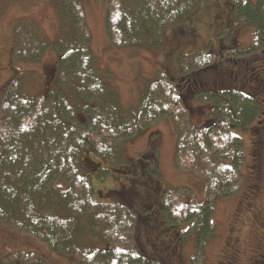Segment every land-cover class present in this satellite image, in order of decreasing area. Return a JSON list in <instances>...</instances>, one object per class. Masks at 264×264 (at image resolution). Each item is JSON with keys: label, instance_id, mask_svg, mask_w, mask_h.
<instances>
[{"label": "trees", "instance_id": "1", "mask_svg": "<svg viewBox=\"0 0 264 264\" xmlns=\"http://www.w3.org/2000/svg\"><path fill=\"white\" fill-rule=\"evenodd\" d=\"M199 1L108 0L110 47L165 46L167 26L183 23ZM227 2V25L255 28L248 47L237 50L234 43L227 45L233 53L229 56L242 58L264 51V0ZM55 3L60 20L55 39L39 38L40 25L35 21L28 25L29 34L22 25L15 28L17 58H29L23 53L29 47L36 50L29 58L33 60H39L40 52L52 49L57 63L43 93L35 97L14 95L12 83L0 101V219L36 236L63 256L74 257L78 264H169L166 253L151 254L138 247L139 231L143 228L144 234L158 233L166 238L179 224L187 222L197 230L199 241L198 255L190 264H201L196 260L203 257L206 243L215 235L212 196L232 195L245 165L243 142L235 130L258 123L262 103L237 84L198 87L194 97L207 111L204 121L195 125L181 82L169 73H160L147 82L137 106L123 109L116 91L98 72L93 34L82 0ZM37 38L40 44L35 42ZM216 52L211 48L200 50L196 66L182 71L183 78L190 71L210 68ZM257 71L255 67L249 73L257 77ZM170 115L178 127L177 168L185 170V163L204 172L205 166L213 168L205 172L210 199L197 203L200 209L190 202L185 206V218L180 216L184 194L177 195L179 189L160 194L152 189L145 171L138 172L140 177L133 171L128 179L119 177L124 173L119 165L127 162L122 150L124 141ZM153 154L142 153L139 157L148 159ZM93 156L100 160V166L92 176L84 162ZM108 172L123 184L128 180V184L108 187L106 196L98 197L95 177L99 182L108 181ZM151 172L159 173L158 163L151 165ZM176 197L182 205L176 203ZM167 253L174 256L171 251ZM2 260L45 264L37 253L24 251Z\"/></svg>", "mask_w": 264, "mask_h": 264}, {"label": "rangeland", "instance_id": "2", "mask_svg": "<svg viewBox=\"0 0 264 264\" xmlns=\"http://www.w3.org/2000/svg\"><path fill=\"white\" fill-rule=\"evenodd\" d=\"M227 1L200 0L183 23L167 26L163 47L144 45L137 49H124L110 47L106 25L108 0H82L87 23L93 34L92 47L97 57L98 72L116 91L123 109L137 106L147 82L159 77L160 73H169L181 82L187 94V103L192 107L190 119L195 125L204 121V111H207L206 107L202 108L203 103L194 97L198 87L220 88L237 84L240 85L239 89L256 95L262 103L260 121L235 130L243 142L245 165L232 195L212 196L215 235L206 243L203 257L195 259L201 260V264H230L235 255H238L232 253L230 261V243L234 238L242 239L250 245L259 242L260 248L255 256L258 253L264 254V51L260 49L245 54L242 58L229 56L232 51H229L231 47L227 45L234 43L233 48L237 50L248 47L254 40L255 28L251 25L239 28L233 24L227 25L230 19L225 16L229 9ZM31 21L40 25L42 35L39 38L55 39L60 25L55 0H0V101L12 83H15L14 95L35 97L44 92L54 76L57 55L52 49L40 52L39 60H33L29 58L36 50L29 47L23 50L24 55L29 58H17L15 28L23 27L25 33L29 34L28 25ZM39 38L35 42L40 44ZM223 45L225 48H222ZM208 48L218 51L211 61L212 66L199 72L195 70L185 73L186 78H183L182 71L187 72V68L196 66L197 53ZM255 67L258 68L257 75L260 77L249 73ZM177 139L178 127L173 115H170L152 124L142 134L125 140L122 145L124 160L132 165L127 162L120 164L124 173L119 177L122 180L128 179L131 171L140 177L138 172L145 171L152 189L160 194L166 195L179 189L177 195L184 194L180 216L185 218V206H189L190 202L198 208L199 204L210 199L205 172L213 168L205 166L204 172L188 163H185V170L177 168L176 154L180 157ZM151 152L155 153L151 158L139 157L142 153ZM157 163L159 173L153 175L151 165ZM84 164L89 172L92 171V176L99 171L100 160L96 156L85 159ZM107 168L110 169L108 166ZM112 172L117 174L118 171L113 168ZM113 173H106V177L110 174L107 182H99L95 177L98 197L104 198L108 187L119 188L128 184V180L123 184L124 181H120ZM183 188L186 191L181 190ZM176 203H180L178 197ZM178 227L174 229L173 235L170 233L166 238L158 233L144 234L142 228L137 236V245L142 251L151 254L166 253L169 264H190L199 251L197 230L187 222ZM181 236L183 240H180ZM165 244L170 245V248ZM94 246L96 245L92 244ZM16 251L37 253L38 258L45 260V264H78L74 257L63 256L36 236L0 219V264H25L17 261L3 263V258L6 259L10 254L14 256ZM167 251H171L174 256H170ZM239 257L247 260L253 258L243 252Z\"/></svg>", "mask_w": 264, "mask_h": 264}, {"label": "flooded vegetation", "instance_id": "3", "mask_svg": "<svg viewBox=\"0 0 264 264\" xmlns=\"http://www.w3.org/2000/svg\"><path fill=\"white\" fill-rule=\"evenodd\" d=\"M232 240L233 241L230 243V248H231L230 255H229L230 261L233 258V254L235 255L237 253L238 255H235L233 261L230 264H261L264 261L263 253H258L255 256V254L258 252V249L260 248L259 242H256L250 245V244L245 243L242 239L240 240L239 238H234ZM242 252L245 255H252L253 258H250V260L240 258L239 254Z\"/></svg>", "mask_w": 264, "mask_h": 264}]
</instances>
